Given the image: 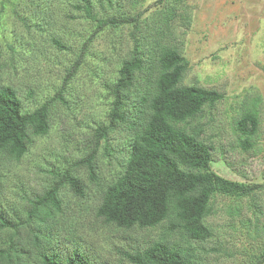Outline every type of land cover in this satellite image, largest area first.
Masks as SVG:
<instances>
[{
  "label": "rangeland",
  "instance_id": "rangeland-1",
  "mask_svg": "<svg viewBox=\"0 0 264 264\" xmlns=\"http://www.w3.org/2000/svg\"><path fill=\"white\" fill-rule=\"evenodd\" d=\"M77 0H0V87L12 86L25 111L56 96L97 20L74 10ZM96 19L129 16L131 23L107 27L88 42L83 63L63 92L66 104L51 107L48 134L19 160L0 162V203L24 213L30 200L70 169L85 184V196L68 186L60 190L65 210L61 223L69 240L88 251L95 264H130L123 249L155 240L186 244L172 216L153 228L122 229L99 217L106 185L117 179L128 157L129 136L116 133L95 159L97 182L77 161L86 156L94 128L107 119L109 84L133 49L132 34L141 38L151 61L161 44H171L189 61L182 85L217 90L223 98L206 105L196 118L180 124L208 144L211 170L224 178L259 184L253 193L235 197L216 194L205 224L212 235L191 241L198 264H264V0H92ZM65 13L76 19H67ZM57 38L67 49L57 47ZM151 76L156 74L151 69ZM248 111L259 119L251 148L243 145L238 121ZM25 226L14 241L2 231L0 246L32 249ZM20 239V240H18ZM16 240V241H15ZM41 249V247L39 248ZM12 251V250H11ZM40 251V250H39ZM37 250L27 264H39Z\"/></svg>",
  "mask_w": 264,
  "mask_h": 264
},
{
  "label": "trees",
  "instance_id": "trees-1",
  "mask_svg": "<svg viewBox=\"0 0 264 264\" xmlns=\"http://www.w3.org/2000/svg\"><path fill=\"white\" fill-rule=\"evenodd\" d=\"M70 5L84 17L97 20L96 27L54 98L33 111H25L12 86L0 87V162L19 160L34 144L35 137L48 134L51 107L57 100L66 104L63 92L80 69L88 42L107 27L125 23L137 27V19L129 16L96 19L92 0H77ZM64 17L76 19L70 13ZM132 37V53L109 84L107 119L94 128L91 147L77 164L85 166L90 179L97 182L95 159L99 148L104 144L107 151L114 150L110 143L114 134L127 133L126 164L122 174L103 190L97 209L99 217L122 229H147L172 216L171 228L180 229L186 244L155 240L123 249V256L130 264H198L191 241H205L212 235L204 221L211 211L212 197H242L260 185L230 180L213 172L210 146L180 126L200 115L206 105L220 101L223 95L198 85H182L189 61L176 47L159 45L151 61L141 38L136 32ZM53 42L60 49H67L61 40L53 38ZM151 69L156 72L153 76ZM238 129L244 135V147L251 148L259 129L257 114L246 112L238 121ZM53 174V184L30 200L25 215L0 203V233L4 231L14 241L13 236L24 225L33 245L32 249L20 251L16 246L9 250L0 246V264H27L33 248L40 257L39 264H95L88 251L69 240V229L63 226L66 221L62 223L63 231L54 229L65 213L61 188L68 185L83 197L85 184L69 168Z\"/></svg>",
  "mask_w": 264,
  "mask_h": 264
}]
</instances>
